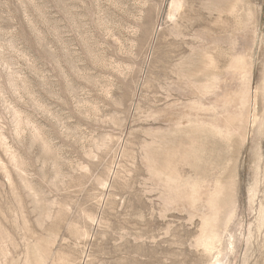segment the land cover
Wrapping results in <instances>:
<instances>
[{
  "label": "rangeland",
  "instance_id": "374dc122",
  "mask_svg": "<svg viewBox=\"0 0 264 264\" xmlns=\"http://www.w3.org/2000/svg\"><path fill=\"white\" fill-rule=\"evenodd\" d=\"M170 1L0 0V264H264V0Z\"/></svg>",
  "mask_w": 264,
  "mask_h": 264
},
{
  "label": "bare ground",
  "instance_id": "6f19581e",
  "mask_svg": "<svg viewBox=\"0 0 264 264\" xmlns=\"http://www.w3.org/2000/svg\"><path fill=\"white\" fill-rule=\"evenodd\" d=\"M192 1H194V0H192ZM183 4H185V1L184 0H171L170 3H169V7H168V18L171 19V18H174L175 15H178L177 16V19H178L181 16H184L185 17L184 18V31H186V30H190L193 27V24H194L193 21L194 20H193V14H192V12L190 10L187 11V12L186 11H183ZM213 233H215V232H213ZM215 240H217L215 238V235L210 236L209 237V240L206 243V245L209 246V247H214V243H217V241L215 242ZM216 264H218L217 261H216Z\"/></svg>",
  "mask_w": 264,
  "mask_h": 264
}]
</instances>
